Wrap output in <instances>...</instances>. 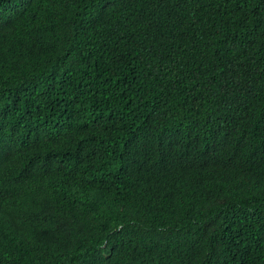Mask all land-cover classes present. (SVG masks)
<instances>
[{
    "label": "trees",
    "instance_id": "1",
    "mask_svg": "<svg viewBox=\"0 0 264 264\" xmlns=\"http://www.w3.org/2000/svg\"><path fill=\"white\" fill-rule=\"evenodd\" d=\"M0 264H264V0H0Z\"/></svg>",
    "mask_w": 264,
    "mask_h": 264
}]
</instances>
